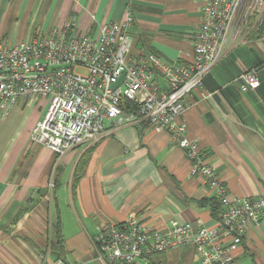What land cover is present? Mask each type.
Masks as SVG:
<instances>
[{"label": "crops", "instance_id": "1", "mask_svg": "<svg viewBox=\"0 0 264 264\" xmlns=\"http://www.w3.org/2000/svg\"><path fill=\"white\" fill-rule=\"evenodd\" d=\"M129 13L132 54L143 50L164 63H189L202 16L196 0H0V42L52 36L68 24L94 36ZM263 65L264 35L225 43L182 118L187 137L198 140L232 198L264 196V72L257 90L243 93L235 83L245 70ZM206 93L213 96L204 99ZM45 111L44 102H20L0 116V264H105L97 258V237L132 213L162 232L174 222L217 225L215 192L190 176L192 163L170 132L108 127L100 142L60 156L31 141ZM198 256L185 246L151 259L193 264ZM236 256L241 264H264V223L249 229Z\"/></svg>", "mask_w": 264, "mask_h": 264}, {"label": "built area", "instance_id": "2", "mask_svg": "<svg viewBox=\"0 0 264 264\" xmlns=\"http://www.w3.org/2000/svg\"><path fill=\"white\" fill-rule=\"evenodd\" d=\"M201 24L193 35L187 64L164 63L154 53L132 54L129 13L102 25L94 36L73 24L52 36L9 44L0 42V116L20 102H44L46 111L31 141L63 156L100 142L108 127H150L168 131L185 152L190 176L216 194L221 213L215 227L174 222L162 232L130 214L97 237V258L105 264H157L152 257L185 246L197 250L193 264H241L236 256L251 227L264 223V196L232 198L216 168L205 161L198 140L187 137L182 119L194 105L190 96L221 60L225 43L239 45L258 35L264 0H196ZM264 65L245 70L236 80L241 92L257 90ZM212 93L203 94L209 99ZM130 106H135L132 111ZM53 186V185H52ZM53 264H80L59 259Z\"/></svg>", "mask_w": 264, "mask_h": 264}, {"label": "trees", "instance_id": "3", "mask_svg": "<svg viewBox=\"0 0 264 264\" xmlns=\"http://www.w3.org/2000/svg\"><path fill=\"white\" fill-rule=\"evenodd\" d=\"M258 35L259 36L260 35L261 36L264 35V24H263L262 28L260 29ZM130 109L132 111H136V107L135 106H130ZM86 155L84 156V158L81 161L80 170L82 169L83 165H86V163H87V160H88L89 157H87ZM212 206H213L214 216H218L221 213V210H220L221 209V205H220V203L218 201H215ZM58 241H60V240L58 239ZM57 245L58 246H56L57 247L56 252L61 253L62 252V246H61V244H57Z\"/></svg>", "mask_w": 264, "mask_h": 264}]
</instances>
